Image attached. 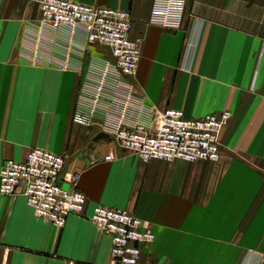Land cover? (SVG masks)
I'll return each mask as SVG.
<instances>
[{
  "label": "crops",
  "instance_id": "1",
  "mask_svg": "<svg viewBox=\"0 0 264 264\" xmlns=\"http://www.w3.org/2000/svg\"><path fill=\"white\" fill-rule=\"evenodd\" d=\"M129 12L137 72L127 77L149 115L229 110L216 162L143 161L73 118L80 93L112 61L82 31L42 20L34 0H0V166L41 147L64 157L86 197L63 227L34 214L23 186L0 193V264H108L96 205L147 220L155 235L137 264H264V0H187L180 27L149 24L152 0H72ZM101 119V117H97ZM115 150V158L104 156Z\"/></svg>",
  "mask_w": 264,
  "mask_h": 264
},
{
  "label": "built area",
  "instance_id": "2",
  "mask_svg": "<svg viewBox=\"0 0 264 264\" xmlns=\"http://www.w3.org/2000/svg\"><path fill=\"white\" fill-rule=\"evenodd\" d=\"M34 1L44 23L71 32L80 30L88 42L105 45L112 55L113 60L104 63L97 78L80 93L87 103L80 104L75 120L97 123L115 146L137 154L143 161L219 160L220 134L231 118L229 110L191 117L167 108L148 118L143 115V96L125 81L136 74L140 59L138 39L130 35L128 11L72 0ZM186 3L187 0H152L147 22L177 29ZM114 158V149L104 156L107 161ZM63 166L62 155L41 147L30 149L22 160L5 159L0 166V193L10 195L23 186L26 203L34 214L63 227L67 216L81 213L86 202L85 194L76 186L77 172L68 177L73 188L61 185ZM89 220L110 237L108 264H137L142 246L155 237L149 221L120 209L96 205Z\"/></svg>",
  "mask_w": 264,
  "mask_h": 264
},
{
  "label": "water",
  "instance_id": "3",
  "mask_svg": "<svg viewBox=\"0 0 264 264\" xmlns=\"http://www.w3.org/2000/svg\"><path fill=\"white\" fill-rule=\"evenodd\" d=\"M99 137H108V135L103 132H99L96 138H99Z\"/></svg>",
  "mask_w": 264,
  "mask_h": 264
},
{
  "label": "rangeland",
  "instance_id": "4",
  "mask_svg": "<svg viewBox=\"0 0 264 264\" xmlns=\"http://www.w3.org/2000/svg\"><path fill=\"white\" fill-rule=\"evenodd\" d=\"M167 161V160H166ZM171 161V160H170ZM204 161H208V160H204ZM218 161V160H217ZM208 162H216V161H208Z\"/></svg>",
  "mask_w": 264,
  "mask_h": 264
}]
</instances>
